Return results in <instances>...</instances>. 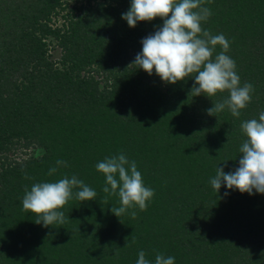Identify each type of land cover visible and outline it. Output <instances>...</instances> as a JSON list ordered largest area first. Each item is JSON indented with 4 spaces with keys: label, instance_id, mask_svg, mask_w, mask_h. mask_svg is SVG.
Wrapping results in <instances>:
<instances>
[{
    "label": "trees",
    "instance_id": "trees-1",
    "mask_svg": "<svg viewBox=\"0 0 264 264\" xmlns=\"http://www.w3.org/2000/svg\"><path fill=\"white\" fill-rule=\"evenodd\" d=\"M0 264H264V0H0Z\"/></svg>",
    "mask_w": 264,
    "mask_h": 264
},
{
    "label": "rangeland",
    "instance_id": "rangeland-1",
    "mask_svg": "<svg viewBox=\"0 0 264 264\" xmlns=\"http://www.w3.org/2000/svg\"><path fill=\"white\" fill-rule=\"evenodd\" d=\"M57 21V20H56ZM60 20H58L56 22V24H59ZM50 53L52 54V58H58L60 55L59 50H55V49H50ZM101 85L103 84V82L100 83ZM33 148H28L26 150H23V148L20 145H17V147L15 148V150H12L9 153L10 157H14V158H24L26 155L32 154L33 153ZM26 151V152H25ZM38 153H41L40 151H36ZM27 153V154H25Z\"/></svg>",
    "mask_w": 264,
    "mask_h": 264
}]
</instances>
